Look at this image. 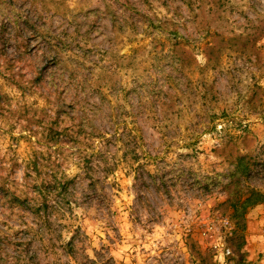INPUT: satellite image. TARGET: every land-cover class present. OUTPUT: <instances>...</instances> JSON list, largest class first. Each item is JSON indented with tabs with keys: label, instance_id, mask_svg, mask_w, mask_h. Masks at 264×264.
<instances>
[{
	"label": "rangeland",
	"instance_id": "obj_1",
	"mask_svg": "<svg viewBox=\"0 0 264 264\" xmlns=\"http://www.w3.org/2000/svg\"><path fill=\"white\" fill-rule=\"evenodd\" d=\"M250 188L264 0H0V264H264Z\"/></svg>",
	"mask_w": 264,
	"mask_h": 264
},
{
	"label": "trees",
	"instance_id": "obj_2",
	"mask_svg": "<svg viewBox=\"0 0 264 264\" xmlns=\"http://www.w3.org/2000/svg\"><path fill=\"white\" fill-rule=\"evenodd\" d=\"M239 195L233 194L230 200V206H232V213L236 219L235 224L238 226L240 225L241 220H243V214L245 211V208L248 206H253L259 203L264 204V196L261 192H259L257 189L250 188L248 190L247 196L244 199H240ZM240 227V226H239ZM238 227V228H239ZM240 245H237V258H235L233 261V264H249L248 261L245 260L244 255L240 252Z\"/></svg>",
	"mask_w": 264,
	"mask_h": 264
}]
</instances>
